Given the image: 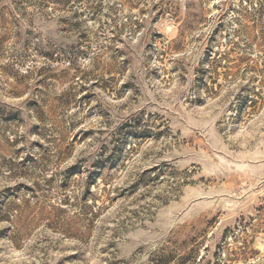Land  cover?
<instances>
[{"label": "rangeland", "instance_id": "374dc122", "mask_svg": "<svg viewBox=\"0 0 264 264\" xmlns=\"http://www.w3.org/2000/svg\"><path fill=\"white\" fill-rule=\"evenodd\" d=\"M0 264H264V0H0Z\"/></svg>", "mask_w": 264, "mask_h": 264}]
</instances>
